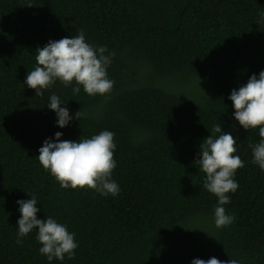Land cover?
I'll list each match as a JSON object with an SVG mask.
<instances>
[{"label":"trees","instance_id":"trees-1","mask_svg":"<svg viewBox=\"0 0 264 264\" xmlns=\"http://www.w3.org/2000/svg\"><path fill=\"white\" fill-rule=\"evenodd\" d=\"M262 13L264 0H0V264H264V170L249 146L259 128L245 130L229 99L264 71ZM80 29L87 43L115 53L111 93H74L75 82L57 81L36 95L24 81L37 48ZM52 94L73 117L66 127L47 107ZM217 125L244 162L223 206L235 220L223 228L195 163L203 141L222 134ZM105 130L115 133V197L62 188L37 158L57 132L78 142ZM31 195L38 219L75 234L74 259L49 262L38 228L16 243L17 201Z\"/></svg>","mask_w":264,"mask_h":264},{"label":"clouds","instance_id":"clouds-1","mask_svg":"<svg viewBox=\"0 0 264 264\" xmlns=\"http://www.w3.org/2000/svg\"><path fill=\"white\" fill-rule=\"evenodd\" d=\"M264 17V13L261 14ZM264 23V20L261 21ZM106 47H94L86 42L82 29L72 38H62L58 41H49L44 47L37 48V66L29 71L24 83L28 88L35 90L36 95L43 96L57 81L68 87L75 82L74 93H79L81 86L90 96L97 94L107 96L114 87V81L108 78L107 68L112 62L115 53L105 55ZM229 99L235 109L234 117L245 129L259 128L260 140L252 149V163L264 170V71L259 76L253 74L245 85L233 89ZM60 98L56 94L50 96L48 108L57 114V125L61 128L68 126L73 119L66 107H61ZM82 110L75 114L81 120ZM214 133H222L218 137L210 135L201 144V156L195 163L200 170L206 173L203 188L218 198L215 207V226L227 227L235 220L234 216L226 214L224 205L230 202L228 193H235L238 183L234 177L238 169L244 167L239 155H234L237 148L236 139L222 130L221 125L213 129ZM115 133L102 131L90 139H80L78 142L62 140L63 133H55V141L49 138L44 141L37 157L44 170L59 182L62 188L84 189L90 188L101 195L113 197L120 192L119 185L112 180V172L116 168L114 159ZM30 200H18L21 217L18 220L17 244L22 243L33 229L38 228L36 239L42 245L39 252L46 256L49 262L53 259L63 261L65 254L69 259L75 258V234L47 217L37 218L39 209L36 207V197L31 195ZM192 264H238L236 259L227 262L212 257L208 260L194 259Z\"/></svg>","mask_w":264,"mask_h":264}]
</instances>
